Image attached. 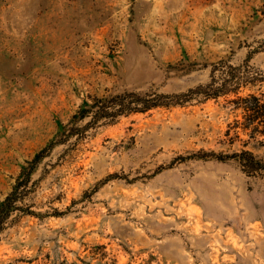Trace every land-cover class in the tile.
Wrapping results in <instances>:
<instances>
[{"label": "rangeland", "instance_id": "rangeland-1", "mask_svg": "<svg viewBox=\"0 0 264 264\" xmlns=\"http://www.w3.org/2000/svg\"><path fill=\"white\" fill-rule=\"evenodd\" d=\"M18 184L0 264H264V0H0Z\"/></svg>", "mask_w": 264, "mask_h": 264}, {"label": "trees", "instance_id": "trees-1", "mask_svg": "<svg viewBox=\"0 0 264 264\" xmlns=\"http://www.w3.org/2000/svg\"><path fill=\"white\" fill-rule=\"evenodd\" d=\"M248 108V107H247ZM253 111L260 114L259 107H251ZM21 184L15 186L12 193H10L3 202L0 203V225L17 209L18 193Z\"/></svg>", "mask_w": 264, "mask_h": 264}]
</instances>
